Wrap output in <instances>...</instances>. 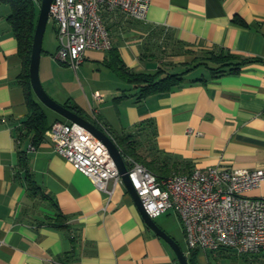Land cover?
<instances>
[{"label": "crops", "instance_id": "obj_1", "mask_svg": "<svg viewBox=\"0 0 264 264\" xmlns=\"http://www.w3.org/2000/svg\"><path fill=\"white\" fill-rule=\"evenodd\" d=\"M13 1L0 0V264H180L170 243L146 223L124 182L107 200L87 174L55 150L52 124L70 120L50 115L21 81L25 58L10 18ZM34 3L40 6V0ZM107 22L113 48L87 50L82 62L98 70L89 93L57 92L63 81L55 74L62 70L56 62L58 40L53 49L50 43L43 47L51 94L77 105L82 115L92 113L93 102L112 136L142 124L145 144L177 163L171 174L213 165L264 167V0H151L145 20L113 12ZM212 51L234 53L238 69L213 75L202 64L187 70ZM179 63L186 68L175 71ZM115 65L133 73L162 69L159 77L184 73L178 84L139 98V87ZM103 71L106 80L99 77ZM83 74L88 81L86 69ZM95 91L104 95L102 101L94 99ZM28 93L50 123L36 145L24 123ZM22 162L35 185H29ZM248 193L264 198V180ZM154 219L188 256L194 252L196 264H264V252L191 249L174 209Z\"/></svg>", "mask_w": 264, "mask_h": 264}, {"label": "built area", "instance_id": "obj_2", "mask_svg": "<svg viewBox=\"0 0 264 264\" xmlns=\"http://www.w3.org/2000/svg\"><path fill=\"white\" fill-rule=\"evenodd\" d=\"M151 0H53L50 18L58 37L56 58L77 69L87 50L109 51L113 39L107 18L122 12L147 18ZM102 101L100 91L93 93ZM92 115L107 130L92 103ZM55 150L87 174L111 200L121 173L105 143L78 122L56 120L51 127ZM109 133V132H108ZM129 176L152 218L174 209L191 249L228 250L237 254L264 252V198L249 195L264 180V167L220 165L194 167L188 173L159 178L144 163L124 155ZM48 264H65L51 260Z\"/></svg>", "mask_w": 264, "mask_h": 264}, {"label": "trees", "instance_id": "obj_3", "mask_svg": "<svg viewBox=\"0 0 264 264\" xmlns=\"http://www.w3.org/2000/svg\"><path fill=\"white\" fill-rule=\"evenodd\" d=\"M12 7L13 11L10 18L19 40L20 53L25 58V71L21 81L27 90L33 91L29 74V64L40 7L35 5L34 0H14ZM236 57L237 56L234 53L229 51H212L206 56L201 58L197 57L187 70L205 64L209 65L212 69L213 75L223 74L228 71H235L238 69L236 62H234V58ZM211 63H216V65L212 66ZM114 67L122 76L130 78L136 84L135 87H139V98L145 97L155 91L168 89L171 86L178 84L183 79L182 74L184 73H168L164 77H159L162 69L156 72L133 73L129 72V70L122 66L115 65ZM28 98L30 114L24 123L26 129L32 133V140L36 145L44 138L45 131L50 127V123L44 107L35 98L30 96L29 93ZM64 104L81 114L77 105L70 102H65ZM92 121L102 128V126L95 120ZM144 129L145 128L142 124H138L135 128H133V130L125 132L119 136H113V138L119 145L123 155H131L135 157L138 161L144 163L159 178L171 175V172L173 170L176 171L178 168L177 163H172L166 155H163L156 145L145 144L144 138L140 136V134H142V130ZM22 135L23 131L20 130L18 137L21 138ZM22 165L26 167V178L29 185H35L26 163L22 162ZM188 258L190 264H196L194 252H191Z\"/></svg>", "mask_w": 264, "mask_h": 264}, {"label": "water", "instance_id": "obj_4", "mask_svg": "<svg viewBox=\"0 0 264 264\" xmlns=\"http://www.w3.org/2000/svg\"><path fill=\"white\" fill-rule=\"evenodd\" d=\"M53 0H40V10L39 15L35 27L34 32V39L32 45V53L31 59L29 64V74L31 85L33 91L35 92L37 98L47 107H50L54 111H56L61 116L65 117L66 119L70 120L71 122H78L85 126L88 130L94 133L97 137H99L107 146L111 157L115 161L123 182L125 183L126 187L134 197L146 223L161 237L165 238L170 245L173 247L177 258L180 264H190L188 255L182 249L181 245L168 233L166 232L161 226H159L154 218H152L148 212L146 211L143 202L129 176L128 167L124 159V155L113 138V136L108 133L103 128H100L97 124L91 121L89 118L83 116L79 112L75 111L74 109L66 106L64 103L57 101L54 99L45 89L41 76H40V64H41V57L43 53V41L44 35L47 28L48 21L50 19V10L51 4Z\"/></svg>", "mask_w": 264, "mask_h": 264}, {"label": "rangeland", "instance_id": "obj_5", "mask_svg": "<svg viewBox=\"0 0 264 264\" xmlns=\"http://www.w3.org/2000/svg\"><path fill=\"white\" fill-rule=\"evenodd\" d=\"M40 7V6H39ZM56 29H55V22L53 21L52 18L49 19L48 21V24H47V28H46V31H45V35H44V41H43V47L45 49H47V47L49 46V43L51 44L50 45V49H53L56 45H57V38L56 37ZM56 37V38H55ZM45 56V54H42V57ZM42 57H41V64H40V76H41V80H42V83L45 87V89L47 90V92L54 98L56 99L57 101L61 102L59 97H61L60 94H58L59 96L55 95V94H51V90H48L46 88V77H45V74H44V69H42V65H43V61L44 59L42 60ZM57 64L61 65V68L62 70L58 71L57 73H55L56 75H58V77L63 80L61 81L60 85L58 86L59 90L56 88L57 92H65V93H69V91L72 90V93H74V97H76V95H78L80 93V90H82V92L84 93V90H87L88 93H89V85H90V82H95L96 78L98 77L96 72H98V70H96L97 68L94 67L92 65H89L87 64L86 67H83L82 63L80 64V66L77 68V69H74L72 66H70L68 63H63L61 62L60 60L57 59ZM88 62V61H87ZM186 66L179 63V64H175V71H180V70H183L185 69ZM86 69L87 70V74L89 75V82L86 81V77L84 76L83 74V70ZM105 70V69H104ZM108 70V69H107ZM105 71L101 72V75L99 74V77H103V79L106 80V75L104 74ZM109 72L111 74L112 71L109 70ZM72 76L76 79V81L78 82V85L76 83V81H74L72 79ZM82 85L84 88H82ZM84 89V90H83ZM55 95V96H53ZM57 97V98H56ZM92 101V100H91ZM93 103V102H91ZM93 105L95 106V104L93 103ZM97 106V105H96ZM45 108L47 109V111L50 113V115L52 114H58L56 111H54L53 109H51L50 107H47L45 106ZM83 115L85 117H89L90 120H95L92 113H88L87 111H82ZM63 119H65V117L62 116ZM91 120V121H92ZM96 121V120H95ZM178 223V222H176ZM178 238L181 239L182 238V234L180 233V231L178 230ZM182 244L186 246V242L184 240H182ZM188 245V244H187Z\"/></svg>", "mask_w": 264, "mask_h": 264}]
</instances>
